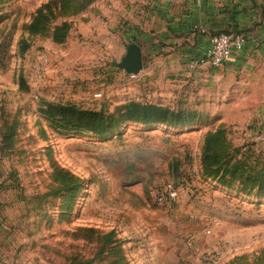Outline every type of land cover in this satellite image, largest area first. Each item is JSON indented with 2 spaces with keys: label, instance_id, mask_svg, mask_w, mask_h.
Here are the masks:
<instances>
[{
  "label": "rangeland",
  "instance_id": "obj_1",
  "mask_svg": "<svg viewBox=\"0 0 264 264\" xmlns=\"http://www.w3.org/2000/svg\"><path fill=\"white\" fill-rule=\"evenodd\" d=\"M54 1L0 5V215L21 232L31 264H264V202L216 185L199 166L204 136L220 127L264 162L254 136L241 143L238 104L224 108L214 95L207 107L190 82L195 70L146 71L147 56L135 78L117 68L128 44L157 38L172 0H74L85 8L63 17ZM62 23L70 29L58 43ZM130 102L191 107L196 125L126 124L103 139L60 134L41 113ZM167 183L179 194L170 213L153 201Z\"/></svg>",
  "mask_w": 264,
  "mask_h": 264
},
{
  "label": "crops",
  "instance_id": "obj_2",
  "mask_svg": "<svg viewBox=\"0 0 264 264\" xmlns=\"http://www.w3.org/2000/svg\"><path fill=\"white\" fill-rule=\"evenodd\" d=\"M162 8L167 19L153 32L157 38L137 44L142 65L145 56L150 61L145 70L185 74L190 60L209 48L210 35L242 34L246 41L240 52L220 68L190 71V82L211 109L214 95L222 99L215 104L226 102L224 108L238 104L234 111L241 113V143L264 130V0H172ZM21 239V232L0 215V264H31Z\"/></svg>",
  "mask_w": 264,
  "mask_h": 264
},
{
  "label": "trees",
  "instance_id": "obj_3",
  "mask_svg": "<svg viewBox=\"0 0 264 264\" xmlns=\"http://www.w3.org/2000/svg\"><path fill=\"white\" fill-rule=\"evenodd\" d=\"M8 0H0V5ZM93 0H86L91 3ZM54 12L63 16L74 15V0H55ZM87 5V3H86ZM53 33L58 43L65 40L69 25L62 23ZM228 34V33H217ZM216 34V35H217ZM46 121L60 134H91L106 139L126 124H136L144 129L167 126L172 129H188L196 125L198 114L191 107L177 109L151 103L130 102L117 107L113 112L94 111L74 105L46 104L41 111ZM201 174L216 185L245 197H253L264 202V162L254 157L248 150L233 147L226 138L223 127L204 136L199 161ZM113 234L103 239L110 240Z\"/></svg>",
  "mask_w": 264,
  "mask_h": 264
},
{
  "label": "built area",
  "instance_id": "obj_4",
  "mask_svg": "<svg viewBox=\"0 0 264 264\" xmlns=\"http://www.w3.org/2000/svg\"><path fill=\"white\" fill-rule=\"evenodd\" d=\"M245 37L242 34H215L209 36V48L197 57L190 60L187 67L189 70L197 68L217 69L222 67L234 53L240 52L245 45ZM135 78V76H129ZM254 143L264 144V130L259 129L254 135ZM153 201L156 207L164 212H174L178 208L179 194L172 183H167L154 194ZM192 240L189 238L187 245Z\"/></svg>",
  "mask_w": 264,
  "mask_h": 264
},
{
  "label": "water",
  "instance_id": "obj_5",
  "mask_svg": "<svg viewBox=\"0 0 264 264\" xmlns=\"http://www.w3.org/2000/svg\"><path fill=\"white\" fill-rule=\"evenodd\" d=\"M117 68L128 76H138L143 69L140 47L131 43L126 46L125 54L117 64Z\"/></svg>",
  "mask_w": 264,
  "mask_h": 264
}]
</instances>
